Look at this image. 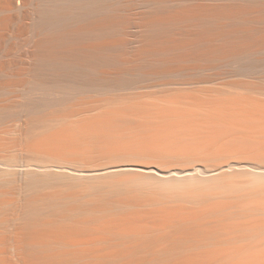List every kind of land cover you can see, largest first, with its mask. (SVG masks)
Returning a JSON list of instances; mask_svg holds the SVG:
<instances>
[{
    "label": "bare ground",
    "instance_id": "6f19581e",
    "mask_svg": "<svg viewBox=\"0 0 264 264\" xmlns=\"http://www.w3.org/2000/svg\"><path fill=\"white\" fill-rule=\"evenodd\" d=\"M0 264H264V0H0Z\"/></svg>",
    "mask_w": 264,
    "mask_h": 264
}]
</instances>
